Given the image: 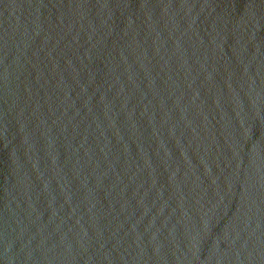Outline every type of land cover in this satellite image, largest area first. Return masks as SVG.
<instances>
[{"label": "water", "instance_id": "obj_1", "mask_svg": "<svg viewBox=\"0 0 264 264\" xmlns=\"http://www.w3.org/2000/svg\"><path fill=\"white\" fill-rule=\"evenodd\" d=\"M0 264H264V0H0Z\"/></svg>", "mask_w": 264, "mask_h": 264}]
</instances>
